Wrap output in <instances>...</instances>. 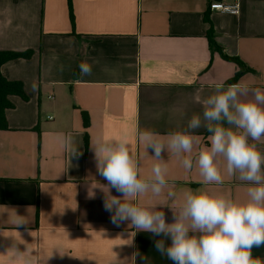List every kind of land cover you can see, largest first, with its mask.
I'll return each instance as SVG.
<instances>
[{"label":"crops","instance_id":"crops-1","mask_svg":"<svg viewBox=\"0 0 264 264\" xmlns=\"http://www.w3.org/2000/svg\"><path fill=\"white\" fill-rule=\"evenodd\" d=\"M213 1L236 0H71L73 28L69 0H0V50L34 51L1 68L5 78L23 83L28 100L9 97V130H0V264H172L155 249L160 237L129 228L130 221L111 222L107 187L112 196L122 194L98 174L92 144L126 136L147 178L158 161L151 148L145 154L137 130L161 136L184 130L193 114L202 117L195 90L206 97L240 71L211 51L210 28L227 55L252 69L237 82L264 90V0H239L237 16L210 10ZM81 62L91 64L90 76L79 77ZM177 105L184 106L182 119L171 112ZM193 135L190 170L163 153L178 198L149 195L134 203H167L179 212L187 188L247 199L248 183L227 176L222 157L224 182L204 183L197 160L210 134L202 127ZM73 147L79 156L72 157ZM257 149L264 153V142ZM162 210L172 223V210ZM21 217L27 223L15 224ZM252 256L264 264V246Z\"/></svg>","mask_w":264,"mask_h":264},{"label":"clouds","instance_id":"clouds-1","mask_svg":"<svg viewBox=\"0 0 264 264\" xmlns=\"http://www.w3.org/2000/svg\"><path fill=\"white\" fill-rule=\"evenodd\" d=\"M78 67L79 77L92 74L91 64L81 62ZM59 70L63 72L62 64ZM260 79L264 81V76ZM31 90H38L35 81ZM201 92L196 89L192 101L201 106L202 117L193 114L184 130L166 136L152 129L137 130V140L145 154L151 148V157L158 161L147 178L130 153L126 136L92 144L98 174L122 194L112 196L107 187L104 208L111 213L114 225L130 221L129 228L160 237L154 241L155 249L172 264H259L252 250L264 246V153L257 149V143L264 142V90L244 81L227 86L220 81L206 97ZM171 112L181 119L185 115L183 105L174 106ZM153 115L159 118L160 113ZM202 127L210 134V147L201 148L197 160L204 183L224 182L218 166V158L222 157L227 176L248 183L247 199L187 188L182 191L179 212L167 203H134L149 195L158 201L162 196L165 200L178 198V193L169 188L163 153L177 157L183 168L190 170L193 133ZM61 142L66 143L67 138L62 136ZM79 155L78 148L73 147L72 157ZM165 189H169L166 194ZM164 207L172 210V223L166 222ZM26 223L21 217L15 224ZM136 256H140L138 251L133 254Z\"/></svg>","mask_w":264,"mask_h":264},{"label":"trees","instance_id":"trees-1","mask_svg":"<svg viewBox=\"0 0 264 264\" xmlns=\"http://www.w3.org/2000/svg\"><path fill=\"white\" fill-rule=\"evenodd\" d=\"M69 11L71 23L74 28L75 17L71 5V0H69ZM208 41L211 51L219 52L225 60L234 62L239 66L240 71L236 74L232 82L236 83L243 74H245L247 71H252V69L248 68L246 64L242 62L239 58L229 56L224 52V50L217 44L215 40V33L213 32L212 28H210L208 32ZM33 53V50H28L25 52H9L0 50V130H9L6 112L8 109L14 107V104L11 102L9 97L19 96L24 100H28V96L25 92L23 83L20 81H12L5 78L2 74L1 68L5 63L12 60L21 58L31 59Z\"/></svg>","mask_w":264,"mask_h":264},{"label":"built area","instance_id":"built-area-1","mask_svg":"<svg viewBox=\"0 0 264 264\" xmlns=\"http://www.w3.org/2000/svg\"><path fill=\"white\" fill-rule=\"evenodd\" d=\"M210 10L230 15H239L241 13V3L236 0L234 3H226L224 1H213L209 6Z\"/></svg>","mask_w":264,"mask_h":264}]
</instances>
